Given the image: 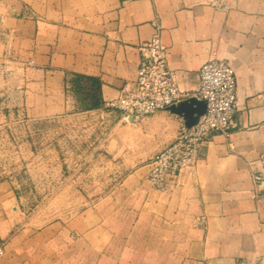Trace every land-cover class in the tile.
<instances>
[{
  "label": "crops",
  "instance_id": "0c3cea01",
  "mask_svg": "<svg viewBox=\"0 0 264 264\" xmlns=\"http://www.w3.org/2000/svg\"><path fill=\"white\" fill-rule=\"evenodd\" d=\"M13 3L29 8L28 15L4 16L1 25L11 33L15 48L26 45V94L39 117L65 112L68 74L96 80L105 103L116 98L123 84L135 78L138 45L157 31L183 92H196L204 62H231L238 79L232 128L209 134L197 166L172 192L153 189L142 166L141 182L149 186L142 213L149 232L159 231L160 245L174 248V264H264V190L253 179L264 154V0ZM140 120L168 132L163 149L188 123V115L169 108ZM7 187L0 182V240L5 251L0 264H37V243L53 244L62 225L37 232L17 227V211L6 206L11 195ZM72 236L101 253L115 234L105 224L94 223L79 226Z\"/></svg>",
  "mask_w": 264,
  "mask_h": 264
},
{
  "label": "rangeland",
  "instance_id": "374dc122",
  "mask_svg": "<svg viewBox=\"0 0 264 264\" xmlns=\"http://www.w3.org/2000/svg\"><path fill=\"white\" fill-rule=\"evenodd\" d=\"M13 2L0 0V182L11 193L6 206L17 211V227L62 225L53 244L37 243V264H174V248L160 245L142 213L144 168L168 132L108 106L96 80L73 74L64 79L65 112L37 116L26 94V45L15 48L1 25L4 16L28 15ZM94 223L115 234L101 253L72 236ZM0 248L4 254L1 240Z\"/></svg>",
  "mask_w": 264,
  "mask_h": 264
},
{
  "label": "built area",
  "instance_id": "2783aa9c",
  "mask_svg": "<svg viewBox=\"0 0 264 264\" xmlns=\"http://www.w3.org/2000/svg\"><path fill=\"white\" fill-rule=\"evenodd\" d=\"M139 63L133 80L127 81L119 95L106 104L128 117L140 118L166 110L192 97L205 102L197 120L184 124L175 138L149 161L148 181L162 192H172L182 178L192 173L202 156L204 144L212 132L228 133L233 126L237 103L236 71L226 59H211L200 68V84L194 94L183 92L168 61V48L157 31L138 45ZM264 165V154L261 157ZM253 179L264 189V171ZM205 222L204 217L199 223ZM0 254H3L0 248Z\"/></svg>",
  "mask_w": 264,
  "mask_h": 264
},
{
  "label": "water",
  "instance_id": "95a60500",
  "mask_svg": "<svg viewBox=\"0 0 264 264\" xmlns=\"http://www.w3.org/2000/svg\"><path fill=\"white\" fill-rule=\"evenodd\" d=\"M171 109L174 112L187 113L188 115V125L194 123L198 116L201 115L205 109V102L198 100L195 97L190 98L189 100H184L178 103L175 106H172Z\"/></svg>",
  "mask_w": 264,
  "mask_h": 264
},
{
  "label": "trees",
  "instance_id": "16d2710c",
  "mask_svg": "<svg viewBox=\"0 0 264 264\" xmlns=\"http://www.w3.org/2000/svg\"><path fill=\"white\" fill-rule=\"evenodd\" d=\"M88 78H90V77H88ZM91 79H93V78H91Z\"/></svg>",
  "mask_w": 264,
  "mask_h": 264
}]
</instances>
